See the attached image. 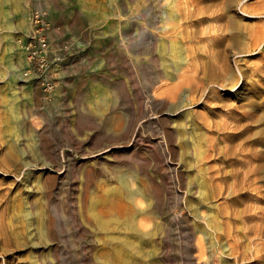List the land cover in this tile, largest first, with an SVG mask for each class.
<instances>
[{
  "label": "rangeland",
  "instance_id": "obj_1",
  "mask_svg": "<svg viewBox=\"0 0 264 264\" xmlns=\"http://www.w3.org/2000/svg\"><path fill=\"white\" fill-rule=\"evenodd\" d=\"M173 1L183 0H0V264H264L254 237L244 233L250 214L264 207V192L215 197L209 180L217 169L229 184L242 178L241 144L264 150L255 141L264 132V80L254 76L264 45L238 58L262 93L233 67L241 80L236 89L200 75L205 92L184 85L172 100L161 85L176 83L186 45L184 25L164 35L163 13ZM240 1L257 0H237L228 12L242 31L264 24ZM33 10L45 14L57 60L50 95L23 77L18 39ZM245 112L253 119L241 118ZM200 117L232 122L227 154V132L206 131ZM202 135L219 137V160L194 154ZM199 150H208L204 141ZM140 201L151 236L145 244L129 215ZM225 201L236 209L244 259L230 254L222 236L231 222L219 212ZM47 216L55 220L51 233Z\"/></svg>",
  "mask_w": 264,
  "mask_h": 264
},
{
  "label": "bare ground",
  "instance_id": "obj_2",
  "mask_svg": "<svg viewBox=\"0 0 264 264\" xmlns=\"http://www.w3.org/2000/svg\"><path fill=\"white\" fill-rule=\"evenodd\" d=\"M236 3L237 0H183L176 3L173 1L168 5L170 10L167 13H163V19L165 22L163 28L164 35L166 37H172L171 34H173L175 30L173 28H180L183 25L186 27V32L182 34V38L185 40L184 42L186 44L183 51L184 55H181L177 59L178 69L176 74V83L172 87L170 86V83L169 85L166 82H163L161 85L162 88L165 87L169 91L168 94H170L172 100L176 99L180 95V91L184 85H187L191 92L196 93L200 90L205 92L206 90H204L205 87H203V81L199 79L200 75L211 77L210 79L212 80H217L216 84L221 89H224L225 85L221 83L219 84L218 81L223 82L224 80L228 81L229 86L227 88H234L238 84L240 78L238 79L235 75L233 67H236V70L241 77L247 79V81L253 85L256 92H263L262 89L253 84V80L249 75H246L245 73L243 74L238 66L240 61L238 58L244 55L249 56L251 54H256L257 51L259 53V50L264 45V24L262 23L261 25L258 24L251 26L248 27L247 30L242 31L241 27L237 26L234 16L228 13L231 8L236 5ZM144 5L145 2L140 3V9H144ZM158 5H161V3ZM240 5L241 6L239 7L243 12L253 16L254 18H258V22L263 21L264 0H257V4H255V6L247 4L244 1L241 2ZM175 20L184 23H178L177 26L175 24L170 25L171 22ZM199 24H201V26H198ZM169 26H171V28L168 29ZM193 27H195V29H192ZM244 39H247L248 42L244 43ZM233 56H235L236 59L231 64L230 60ZM254 73L256 74L254 76L264 80V55H262L257 61ZM157 89L155 88L156 91ZM234 89H236V87ZM215 93L216 92L213 89L211 94L217 97V94ZM259 96L261 97L262 95L259 94ZM201 97L198 98L197 102L202 99ZM212 101L215 104V101ZM202 103L206 104V100ZM258 105L262 108V118L264 120V97L259 99ZM252 113H242L241 118L252 120L254 117V114ZM198 120H200V125L208 132H212L214 134L219 130L227 132L221 139L223 143L226 144L225 147L227 148V154L230 145L228 139L233 135L232 130H236L231 125L232 122L229 124L227 121L222 120V123H219L213 119L210 121L209 117H200ZM262 130L260 129L256 133L257 137L255 141L256 144H259L264 149V132H262ZM202 136L201 138L198 137L194 143L195 153H193L195 155L199 153L200 157L204 153L205 159L207 160H219V137H214V135L210 137L206 135L205 137L203 136V138ZM202 141H204V144L206 143L208 150H199ZM240 151L241 155L238 160H246L244 161V165L247 166L245 168L243 166L241 167L243 171L242 178L240 180H238L235 175L234 177L237 179H235L233 184H229L226 177L222 173H218L219 169L216 171L213 170L212 175L209 177V180L214 184L213 194L215 197L222 198L225 193L238 195L242 190L247 189L255 195L262 194V191L264 192V189L257 185V181L259 180L258 174H262L261 178L264 180V150H259L251 144H241ZM240 163H242V161ZM219 212L222 216L231 220V222L228 221L226 223V226L222 231V236L227 241L228 251H230V254L234 257L244 259L238 228L234 222L236 209L233 203L225 201V203L220 205ZM245 213L246 212L244 211L243 214ZM129 215L131 218L136 217L137 223L139 224L140 231H138L137 237L140 243H147V240L149 239L147 237L149 235L146 231H144V229L149 228V219L146 216V210L143 208L141 201L139 202L138 210L130 211ZM45 225L47 231L51 233L55 227L54 218L47 216L45 218ZM244 227V233L250 236L249 238L254 237V241L252 239H250V241L253 244L254 248H252L255 256L263 257L264 255L259 253H264V207L259 208L258 212L251 213L250 219L244 223ZM196 245L202 254L203 247L200 241H197Z\"/></svg>",
  "mask_w": 264,
  "mask_h": 264
},
{
  "label": "built area",
  "instance_id": "obj_3",
  "mask_svg": "<svg viewBox=\"0 0 264 264\" xmlns=\"http://www.w3.org/2000/svg\"><path fill=\"white\" fill-rule=\"evenodd\" d=\"M49 25L45 14L39 10L29 13V28L18 39L25 54L26 68L23 77L27 81L36 82L46 95L54 92L53 73L55 61L51 60V48L47 38Z\"/></svg>",
  "mask_w": 264,
  "mask_h": 264
}]
</instances>
